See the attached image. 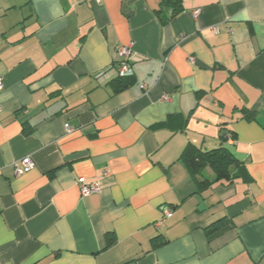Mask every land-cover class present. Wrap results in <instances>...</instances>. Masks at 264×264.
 I'll use <instances>...</instances> for the list:
<instances>
[{
  "label": "crops",
  "instance_id": "obj_1",
  "mask_svg": "<svg viewBox=\"0 0 264 264\" xmlns=\"http://www.w3.org/2000/svg\"><path fill=\"white\" fill-rule=\"evenodd\" d=\"M180 3L0 0V264H264V0ZM188 143L240 164L198 191Z\"/></svg>",
  "mask_w": 264,
  "mask_h": 264
},
{
  "label": "trees",
  "instance_id": "obj_2",
  "mask_svg": "<svg viewBox=\"0 0 264 264\" xmlns=\"http://www.w3.org/2000/svg\"><path fill=\"white\" fill-rule=\"evenodd\" d=\"M164 3L168 7H171V16L175 15L181 8L180 0H164ZM130 77L116 78L114 80L120 84L118 90L127 86ZM224 135L223 138H225ZM180 159L184 162L190 175L195 180L198 191L215 182L230 180L231 167L240 164L236 156L226 147H218L212 150H201L192 143L187 144ZM206 168H210L213 171L214 179L209 180L202 177V173ZM214 229L216 228H213L212 230Z\"/></svg>",
  "mask_w": 264,
  "mask_h": 264
},
{
  "label": "built area",
  "instance_id": "obj_3",
  "mask_svg": "<svg viewBox=\"0 0 264 264\" xmlns=\"http://www.w3.org/2000/svg\"><path fill=\"white\" fill-rule=\"evenodd\" d=\"M198 13H199L198 10L194 12L195 15H198ZM117 52L120 57L118 58L117 61L112 63L108 68H106L102 73H100L101 79L104 78L106 81H110L116 78L130 77L134 74L133 61L137 57L132 46H119ZM190 60L194 61V58L190 57ZM2 88H3V80L0 79V90ZM163 98L167 99L168 96L164 95ZM74 130L75 128L72 125L66 124V131L68 133L73 132ZM225 138L231 140L232 135L230 133H227L225 135ZM33 167H34V162L30 156L24 157L20 160V162L15 163V171L16 174L18 175L30 171ZM108 175H109V171L105 170L103 172V177ZM78 185L80 188L81 195L83 197L92 194H97L101 191L99 179L88 180L85 177H80L78 179ZM171 213H172L171 208H165L163 218H166Z\"/></svg>",
  "mask_w": 264,
  "mask_h": 264
}]
</instances>
